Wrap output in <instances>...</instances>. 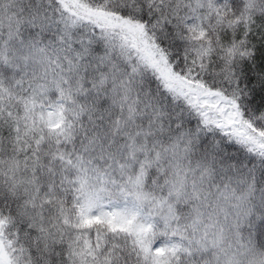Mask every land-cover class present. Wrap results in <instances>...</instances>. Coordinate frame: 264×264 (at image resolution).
Segmentation results:
<instances>
[{
    "label": "snow or ice",
    "instance_id": "snow-or-ice-1",
    "mask_svg": "<svg viewBox=\"0 0 264 264\" xmlns=\"http://www.w3.org/2000/svg\"><path fill=\"white\" fill-rule=\"evenodd\" d=\"M19 4L0 0V264L225 253L212 191L264 196V0ZM231 227L226 264H264V204Z\"/></svg>",
    "mask_w": 264,
    "mask_h": 264
},
{
    "label": "clouds",
    "instance_id": "clouds-1",
    "mask_svg": "<svg viewBox=\"0 0 264 264\" xmlns=\"http://www.w3.org/2000/svg\"><path fill=\"white\" fill-rule=\"evenodd\" d=\"M19 7H22L25 10V14L28 13V10L32 7H34V0H20ZM5 33L7 29H4ZM242 189H237V195L240 194ZM218 193L215 191H212V194L208 197V206L204 207L205 216L207 218V215L209 213H213L214 209H218L220 207L224 208L229 213V219L227 222L224 221V217L221 214L219 216L220 222L222 224H225V233H224V242L222 247L225 249V253H220L218 249L213 250L210 249L206 256L207 264H226L227 256L231 255L233 251L237 250V244H236V234L235 229L231 227L232 224H234L237 220V216H239L241 219H243V213L246 209L249 207L252 208L253 213H257V211L260 209L261 205L264 204V196H262L259 189H257L250 197L249 201L245 203L241 208H233L231 205L236 203L235 199L232 201H225L222 198L217 199ZM203 207V205H202ZM240 231L242 233H246L247 229L241 228ZM231 243L232 248L229 249L228 245ZM259 251L264 252V249H259ZM217 256L219 257L217 259ZM252 259L251 253L240 255L239 260L240 264H250V261Z\"/></svg>",
    "mask_w": 264,
    "mask_h": 264
},
{
    "label": "trees",
    "instance_id": "trees-1",
    "mask_svg": "<svg viewBox=\"0 0 264 264\" xmlns=\"http://www.w3.org/2000/svg\"><path fill=\"white\" fill-rule=\"evenodd\" d=\"M258 53H257V66L264 68V45H261L257 42ZM229 151H235V148L229 146Z\"/></svg>",
    "mask_w": 264,
    "mask_h": 264
}]
</instances>
